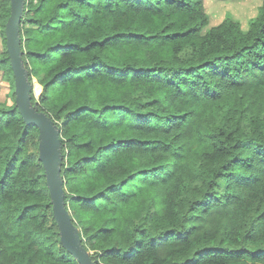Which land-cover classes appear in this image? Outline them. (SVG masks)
I'll return each mask as SVG.
<instances>
[{
    "label": "trees",
    "instance_id": "16d2710c",
    "mask_svg": "<svg viewBox=\"0 0 264 264\" xmlns=\"http://www.w3.org/2000/svg\"><path fill=\"white\" fill-rule=\"evenodd\" d=\"M9 13L0 0V264H78L15 105ZM20 36L96 264H264V0L245 26L210 25L204 0H25Z\"/></svg>",
    "mask_w": 264,
    "mask_h": 264
},
{
    "label": "water",
    "instance_id": "95a60500",
    "mask_svg": "<svg viewBox=\"0 0 264 264\" xmlns=\"http://www.w3.org/2000/svg\"><path fill=\"white\" fill-rule=\"evenodd\" d=\"M25 0H10V13L5 23V45L14 75V95L25 124L38 128V158L44 168L45 182L49 191L52 214L56 220L62 246L78 264H96L81 241L78 227L73 223L66 207L64 179L62 176V152L60 126L39 110L31 101L32 82L23 61L20 22Z\"/></svg>",
    "mask_w": 264,
    "mask_h": 264
},
{
    "label": "rangeland",
    "instance_id": "374dc122",
    "mask_svg": "<svg viewBox=\"0 0 264 264\" xmlns=\"http://www.w3.org/2000/svg\"><path fill=\"white\" fill-rule=\"evenodd\" d=\"M261 0H204L206 12L209 14L210 25L217 24L223 20L227 13H230L234 19L241 20L243 26L246 25L248 19L256 14L257 7ZM4 48V42L0 33V51ZM34 83V95L39 91V84L37 77L32 79ZM9 87V82L2 76V69L0 68V101L11 103L12 93ZM33 151L29 147V151Z\"/></svg>",
    "mask_w": 264,
    "mask_h": 264
}]
</instances>
